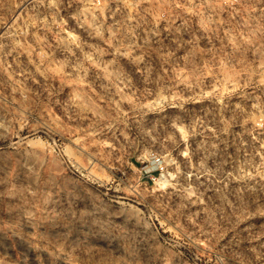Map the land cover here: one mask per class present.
<instances>
[{
  "label": "rangeland",
  "instance_id": "1",
  "mask_svg": "<svg viewBox=\"0 0 264 264\" xmlns=\"http://www.w3.org/2000/svg\"><path fill=\"white\" fill-rule=\"evenodd\" d=\"M0 264H264V0H0Z\"/></svg>",
  "mask_w": 264,
  "mask_h": 264
}]
</instances>
